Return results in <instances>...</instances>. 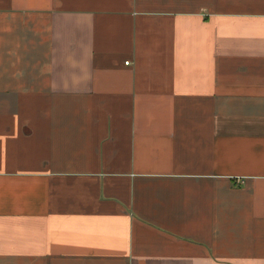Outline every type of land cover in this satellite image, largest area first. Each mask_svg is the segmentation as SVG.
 I'll return each instance as SVG.
<instances>
[{"label":"crops","instance_id":"crops-1","mask_svg":"<svg viewBox=\"0 0 264 264\" xmlns=\"http://www.w3.org/2000/svg\"><path fill=\"white\" fill-rule=\"evenodd\" d=\"M0 264H264V0H0Z\"/></svg>","mask_w":264,"mask_h":264},{"label":"built area","instance_id":"built-area-1","mask_svg":"<svg viewBox=\"0 0 264 264\" xmlns=\"http://www.w3.org/2000/svg\"><path fill=\"white\" fill-rule=\"evenodd\" d=\"M126 63H129V60H127Z\"/></svg>","mask_w":264,"mask_h":264}]
</instances>
